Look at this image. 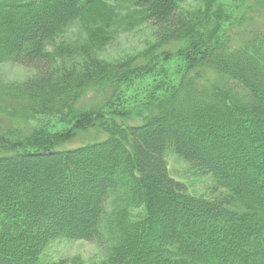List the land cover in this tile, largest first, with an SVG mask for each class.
I'll return each instance as SVG.
<instances>
[{"label": "trees", "instance_id": "obj_1", "mask_svg": "<svg viewBox=\"0 0 264 264\" xmlns=\"http://www.w3.org/2000/svg\"><path fill=\"white\" fill-rule=\"evenodd\" d=\"M183 1L0 0V61L35 73L15 94L66 125L0 131V264H40L60 240L96 244L102 264H264V30ZM123 3L155 42L106 61ZM75 25L85 40L61 41ZM160 77L134 113L129 91ZM168 152L212 178L209 197L171 176Z\"/></svg>", "mask_w": 264, "mask_h": 264}, {"label": "rangeland", "instance_id": "obj_2", "mask_svg": "<svg viewBox=\"0 0 264 264\" xmlns=\"http://www.w3.org/2000/svg\"><path fill=\"white\" fill-rule=\"evenodd\" d=\"M206 1L184 0L181 8L186 11L200 10ZM120 8L122 24L114 28L113 39L100 52V57L110 62L139 57L155 42L153 30L149 25L140 22L141 19L135 14L133 8H128L125 3ZM217 8L230 13L235 20L239 18L250 20L244 29H253L258 32L264 30V0H220ZM61 39L65 43L66 41L69 43L80 42L85 40V35L82 27L75 25ZM168 69L172 74L174 66L170 65ZM34 74V71L18 66L11 61H0V131L15 129L26 132L40 125L49 127L50 130L56 128V130L62 131L66 129L60 116H37L31 111L29 103L23 97L15 94V85L22 84ZM163 79L162 77L147 79L139 81L133 86L129 94L130 97H133L131 108L134 109V113L143 107L142 104L147 103L146 96L151 90L158 94L161 92ZM102 95L107 94L89 93L87 97H83L81 104L88 107L99 106L103 99ZM94 133L79 136L72 144L67 145V148H77L95 141L94 138L99 137V134ZM167 162L171 176L183 182L190 194L209 197L214 186L212 178L196 173L173 152H168ZM105 258L104 250L94 243L60 240L50 245L41 257L40 264H70L76 259H80L84 264H102Z\"/></svg>", "mask_w": 264, "mask_h": 264}]
</instances>
